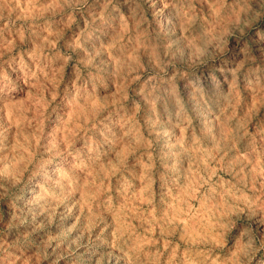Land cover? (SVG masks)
I'll return each mask as SVG.
<instances>
[{"label": "rangeland", "instance_id": "1", "mask_svg": "<svg viewBox=\"0 0 264 264\" xmlns=\"http://www.w3.org/2000/svg\"><path fill=\"white\" fill-rule=\"evenodd\" d=\"M0 264H264V0H0Z\"/></svg>", "mask_w": 264, "mask_h": 264}]
</instances>
